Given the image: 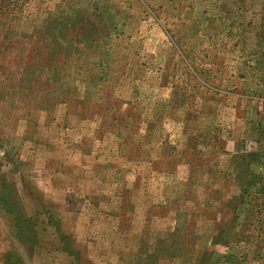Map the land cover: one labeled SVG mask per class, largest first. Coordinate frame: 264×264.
Instances as JSON below:
<instances>
[{"label": "rangeland", "instance_id": "1", "mask_svg": "<svg viewBox=\"0 0 264 264\" xmlns=\"http://www.w3.org/2000/svg\"><path fill=\"white\" fill-rule=\"evenodd\" d=\"M0 7V264H264V0Z\"/></svg>", "mask_w": 264, "mask_h": 264}, {"label": "trees", "instance_id": "2", "mask_svg": "<svg viewBox=\"0 0 264 264\" xmlns=\"http://www.w3.org/2000/svg\"><path fill=\"white\" fill-rule=\"evenodd\" d=\"M3 7H0V10L2 9ZM12 255L10 254V257H11ZM9 257V258H10ZM11 258H13V259H16V257L15 256H12Z\"/></svg>", "mask_w": 264, "mask_h": 264}, {"label": "crops", "instance_id": "3", "mask_svg": "<svg viewBox=\"0 0 264 264\" xmlns=\"http://www.w3.org/2000/svg\"><path fill=\"white\" fill-rule=\"evenodd\" d=\"M264 125H262V127H263ZM262 132V131H261Z\"/></svg>", "mask_w": 264, "mask_h": 264}]
</instances>
